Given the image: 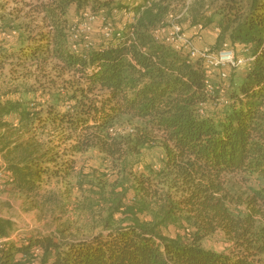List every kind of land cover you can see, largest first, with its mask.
Returning a JSON list of instances; mask_svg holds the SVG:
<instances>
[{"label": "trees", "instance_id": "obj_1", "mask_svg": "<svg viewBox=\"0 0 264 264\" xmlns=\"http://www.w3.org/2000/svg\"><path fill=\"white\" fill-rule=\"evenodd\" d=\"M203 1L0 3V184L32 189L60 178L74 169L75 154L91 148L128 168L131 181L117 200L127 218L90 236L14 239V222L0 217V264H264V0ZM124 9L134 20L118 40L71 48L72 12L112 17ZM171 14L181 25L185 16L192 25L216 23L213 48L228 38L255 57L239 77L232 68L223 102L206 91L202 59L157 38ZM29 66L46 77L33 98L20 84L4 90L6 77L18 81ZM128 123L134 132L118 131ZM156 144L160 167L137 170L133 157ZM217 232L227 250L203 245Z\"/></svg>", "mask_w": 264, "mask_h": 264}, {"label": "rangeland", "instance_id": "obj_2", "mask_svg": "<svg viewBox=\"0 0 264 264\" xmlns=\"http://www.w3.org/2000/svg\"><path fill=\"white\" fill-rule=\"evenodd\" d=\"M201 0H189L198 4ZM221 0H204L203 4L214 5ZM6 2V0H0ZM9 7L15 6L10 2ZM29 8L26 7L27 11ZM209 8H207L208 10ZM215 9H211L214 11ZM209 12V10L207 11ZM80 14V13H79ZM79 14L72 12L70 15V25H79L86 21ZM116 26L123 24V15L120 13L112 15ZM187 16L182 19L184 29L188 35L194 40L199 48L213 47L216 42L217 34H219L215 24H201L200 29H194V25ZM214 22L220 20L219 15H215ZM125 19V18H124ZM90 38L94 46L105 42L103 32L104 26L101 22L93 21L90 23ZM212 42V43H211ZM229 45L235 47L240 56L247 55L248 52L241 46L233 44L228 38L225 41ZM217 47V46H214ZM247 65L238 67V77ZM8 66L5 68L6 72ZM233 70L228 68L227 72ZM23 74L24 76H22ZM20 79L13 81L12 78L6 77L2 85L4 90L8 87L20 84V89H29L31 92L23 94L24 98H33L34 86L44 82L46 77L43 72L35 67H27L18 73ZM2 77L0 78V81ZM37 82V83H36ZM25 83V84H24ZM15 84V85H13ZM9 85V86H8ZM25 85V86H24ZM22 96V92L20 93ZM225 100V99H224ZM123 126L118 124V130L125 132L123 127H133V123ZM123 128V129H122ZM164 157V151L159 145H151L145 147L140 155H135L133 160L140 169L147 170V167L158 169ZM70 158V157H66ZM65 158V159H66ZM1 159L0 164H4ZM127 170H119L115 168L111 158L101 153L96 148H91L85 152L75 154V167L71 173L63 175L60 178H44L35 184L32 189H19L13 184L5 186L0 184V217L10 218L14 222L13 238L36 237L41 233L58 234L67 238H82L90 236L104 229L106 221L113 224H120L127 218L122 209H118L117 202L121 196L125 186H131L130 177ZM249 184L257 186L256 181H249ZM126 201V200H125ZM238 207L237 209H242ZM174 228H170V233H174ZM188 232V231H187ZM190 232V231H189ZM23 233V235H21ZM203 245L207 248L216 249L218 251L227 250L230 242L225 238L222 232H217L206 237ZM22 264H41L40 260H25Z\"/></svg>", "mask_w": 264, "mask_h": 264}, {"label": "built area", "instance_id": "obj_3", "mask_svg": "<svg viewBox=\"0 0 264 264\" xmlns=\"http://www.w3.org/2000/svg\"><path fill=\"white\" fill-rule=\"evenodd\" d=\"M117 13L122 14L125 18L123 24L120 26H116L113 18L108 16L105 12L99 14H94L88 10L81 12L79 15L82 18H85L86 21L78 26L75 24H69V43L71 48L75 52H80L83 49L94 47L90 38V23L96 20L101 22L104 26L103 32L106 44L113 40H118L122 36V26L127 22L133 21L134 17L132 12L126 9L121 11L113 10V14ZM169 18L171 21L170 25L161 26L156 29L155 34L157 38L166 44L172 45L177 51L186 54L192 60L197 58L202 59L206 69V91L208 95L218 94V101L220 103L223 102L225 99L226 88L228 86L227 78L230 74L227 72V69L238 68L245 64L248 66L255 57L249 53L240 56L237 49L228 43H224L218 49L213 47L199 48L197 43L188 35L184 26L176 22V17L171 14ZM193 27L194 29H200L201 24L194 25ZM217 30L220 32L219 28H217ZM245 50L248 52V49ZM215 78H218L220 82L215 84ZM199 113L206 115L204 105L199 109ZM124 130L125 132H134L133 127H127ZM118 131L122 132V130Z\"/></svg>", "mask_w": 264, "mask_h": 264}, {"label": "crops", "instance_id": "obj_4", "mask_svg": "<svg viewBox=\"0 0 264 264\" xmlns=\"http://www.w3.org/2000/svg\"><path fill=\"white\" fill-rule=\"evenodd\" d=\"M132 15H133V13H132ZM122 21H124V18H122ZM216 40V39H215ZM212 43V42H211ZM88 51V50H87Z\"/></svg>", "mask_w": 264, "mask_h": 264}]
</instances>
